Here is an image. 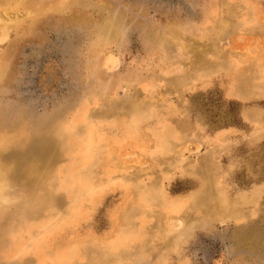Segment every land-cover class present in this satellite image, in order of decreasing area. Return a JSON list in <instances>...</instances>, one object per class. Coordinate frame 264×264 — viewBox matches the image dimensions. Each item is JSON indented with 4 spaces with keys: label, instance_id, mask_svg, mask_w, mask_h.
<instances>
[{
    "label": "rangeland",
    "instance_id": "rangeland-1",
    "mask_svg": "<svg viewBox=\"0 0 264 264\" xmlns=\"http://www.w3.org/2000/svg\"><path fill=\"white\" fill-rule=\"evenodd\" d=\"M45 2L0 19V264H264V0Z\"/></svg>",
    "mask_w": 264,
    "mask_h": 264
},
{
    "label": "bare ground",
    "instance_id": "bare-ground-1",
    "mask_svg": "<svg viewBox=\"0 0 264 264\" xmlns=\"http://www.w3.org/2000/svg\"><path fill=\"white\" fill-rule=\"evenodd\" d=\"M26 0H0V19L1 18H4L5 19V15H6V12L8 11V9L11 7L10 5H12V4H14V3H16L18 6H20V5H24V6H27L26 8H27V10H28V14H30L31 15V13H36V14H38V13H42L41 11L43 10H45V8H46V6H45V0H28V3H26L25 2ZM51 1V0H50ZM77 1H79V0H77ZM26 3V4H25ZM72 3V2H71ZM64 7V6H63ZM51 9V8H50ZM49 10V9H48ZM47 12V11H46ZM14 15H15V13L12 15V17H10V18H8V20H12L13 19V17H14ZM40 16V15H39ZM37 17V16H36ZM35 21V20H34ZM31 23V22H30ZM8 25V24H7ZM0 27H4V28H6V25L5 24H1L0 23ZM8 28V27H7ZM8 33H9V31H8V29H3V30H1V34H0V37L2 36V37H4V38H6L7 36H8ZM0 69H1V67H0ZM10 143H9V140L7 139V138H5V137H0V150H1V148H3V147H5V146H7V145H9ZM0 153H2V152H0ZM7 167V166H6ZM5 168V166H4V164H2V161L0 160V172H1V170H3ZM1 175H0V183H1ZM91 192V191H90ZM94 193V192H93ZM89 195V194H88ZM89 197V196H88ZM171 205H170V208L171 209H176V208H178L179 206L176 204V202H171L170 203ZM75 209V208H74ZM83 212V211H82ZM75 214V213H74ZM79 214H80V212H79ZM83 216V215H82ZM79 218V217H78ZM77 218V219H78ZM81 218V217H80ZM76 219V220H77Z\"/></svg>",
    "mask_w": 264,
    "mask_h": 264
}]
</instances>
